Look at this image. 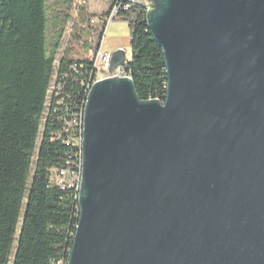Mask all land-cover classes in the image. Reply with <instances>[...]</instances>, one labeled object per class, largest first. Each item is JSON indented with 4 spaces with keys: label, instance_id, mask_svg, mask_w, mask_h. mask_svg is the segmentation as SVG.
I'll return each mask as SVG.
<instances>
[{
    "label": "water",
    "instance_id": "water-1",
    "mask_svg": "<svg viewBox=\"0 0 264 264\" xmlns=\"http://www.w3.org/2000/svg\"><path fill=\"white\" fill-rule=\"evenodd\" d=\"M149 1L166 101L92 86L68 264H264V0Z\"/></svg>",
    "mask_w": 264,
    "mask_h": 264
},
{
    "label": "trees",
    "instance_id": "trees-1",
    "mask_svg": "<svg viewBox=\"0 0 264 264\" xmlns=\"http://www.w3.org/2000/svg\"><path fill=\"white\" fill-rule=\"evenodd\" d=\"M81 1L0 0V264H68L78 191L54 177L80 178V128L70 123L80 121L115 7L113 21L129 27L123 69L138 97L166 101L163 52L147 26L151 2L111 0L97 14Z\"/></svg>",
    "mask_w": 264,
    "mask_h": 264
},
{
    "label": "rangeland",
    "instance_id": "rangeland-1",
    "mask_svg": "<svg viewBox=\"0 0 264 264\" xmlns=\"http://www.w3.org/2000/svg\"><path fill=\"white\" fill-rule=\"evenodd\" d=\"M81 3H87L90 12L99 13L109 8L111 0H82ZM115 47H122V50L125 51L126 61L128 62L131 60L132 52L130 47L129 27L127 23L123 22L119 17L108 26L101 51H111V49ZM114 52L115 50H112L110 53L112 54Z\"/></svg>",
    "mask_w": 264,
    "mask_h": 264
},
{
    "label": "built area",
    "instance_id": "built-area-1",
    "mask_svg": "<svg viewBox=\"0 0 264 264\" xmlns=\"http://www.w3.org/2000/svg\"><path fill=\"white\" fill-rule=\"evenodd\" d=\"M128 2L130 4H138L141 2V0H128ZM121 7H122V5L117 6L112 10L109 18L107 19V28L110 25V23L113 21L115 16L117 15V13L119 12V9ZM126 8H128V6H126ZM97 21L98 20H93L91 23L95 24ZM102 45H103V43H102ZM111 60H112V54L110 52H105V60L102 61V63H99V64H101V72L97 73V76H95L94 80H93L94 76H92L91 83L87 87L88 93L91 90V85H93L94 83H97V81H101V80H104V79L110 78V77L128 78V74L125 73L123 68H121L120 71L115 75L108 74L109 70H110ZM71 122L72 123H70V126L75 125L79 128V122H81V121L73 120ZM78 171H79V167H78ZM54 182L56 183L57 186L71 187V188H74L75 191H78V189H80V187H81V178H78V173L73 174L70 171L69 172H59V173L55 172ZM59 264H63V263H59Z\"/></svg>",
    "mask_w": 264,
    "mask_h": 264
},
{
    "label": "bare ground",
    "instance_id": "bare-ground-1",
    "mask_svg": "<svg viewBox=\"0 0 264 264\" xmlns=\"http://www.w3.org/2000/svg\"><path fill=\"white\" fill-rule=\"evenodd\" d=\"M93 60L95 62V67H96L95 69L96 70H95V72L93 73L92 76H94V75L97 76V73L101 72V64H99V63H102V61L105 60V52L99 50V52L96 55L93 56ZM128 78H130V77L128 76ZM97 82H99V81H97ZM93 85H91V88H92ZM84 108H85V106H84ZM80 121L81 122L79 123V128H80L81 146H82V138H83V130H84V128H83L84 127V109L82 111ZM81 151H82V147H81ZM81 173H82V162H81ZM80 178H81V175H80ZM79 192H80V189H78V197H77V199L79 198Z\"/></svg>",
    "mask_w": 264,
    "mask_h": 264
},
{
    "label": "crops",
    "instance_id": "crops-1",
    "mask_svg": "<svg viewBox=\"0 0 264 264\" xmlns=\"http://www.w3.org/2000/svg\"><path fill=\"white\" fill-rule=\"evenodd\" d=\"M107 11V9L106 10H103V11H101V12H96L97 14H101V13H105ZM118 49H122V47H115V48H113V49H111V51H107V52H112V50H118Z\"/></svg>",
    "mask_w": 264,
    "mask_h": 264
}]
</instances>
